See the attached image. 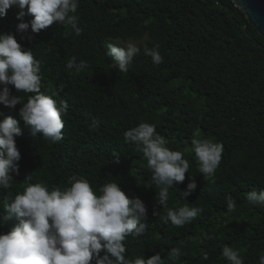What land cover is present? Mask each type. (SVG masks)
<instances>
[{"label": "trees", "instance_id": "16d2710c", "mask_svg": "<svg viewBox=\"0 0 264 264\" xmlns=\"http://www.w3.org/2000/svg\"><path fill=\"white\" fill-rule=\"evenodd\" d=\"M18 11L11 7L0 18V33L13 32L24 49L33 50L42 61V90L69 108L63 138L52 144L42 134L30 135L18 115L21 105L0 104V119L11 115L21 128L15 138L19 171L12 173L13 187L0 190V201L14 198L28 182L64 188L70 176L79 175L99 188L117 181L148 210L146 233L125 242L127 258L159 253L165 264H228L222 248L229 246L245 264H258L264 256V208L250 205L246 196L264 189V38L231 0H80L79 35L55 23L38 34L30 28L17 33ZM145 34L149 39L129 71L114 69L104 40L139 41ZM157 44L160 64L144 51ZM73 56L88 63L79 74L65 67ZM28 95L21 93L25 101ZM141 121L155 124L169 148L189 160L190 173L169 190L168 204L202 211L183 227L164 223L167 210L156 202L154 186L147 188L151 172L143 153L124 141V131ZM195 134L224 145L214 182L198 172L190 150ZM192 179L197 187L183 198L180 191ZM229 195L236 201L233 212L226 208ZM16 223L6 222L0 232ZM176 246L181 256L171 260L168 251Z\"/></svg>", "mask_w": 264, "mask_h": 264}, {"label": "clouds", "instance_id": "9594fccd", "mask_svg": "<svg viewBox=\"0 0 264 264\" xmlns=\"http://www.w3.org/2000/svg\"><path fill=\"white\" fill-rule=\"evenodd\" d=\"M239 6V0H233ZM11 7H17V33L38 34L54 23L80 34L77 15L80 0H0V18L7 15ZM25 15L32 19L25 21ZM23 38V37H22ZM31 39V36L28 37ZM147 34L143 40H148ZM140 41L112 39L107 42V55L112 58L114 69L127 73L141 51ZM154 64L163 62L159 45L144 48ZM68 72L79 74L88 67L87 61L76 56L68 59ZM42 61L32 49H24L13 32L0 33V104L18 110L19 117L29 129L30 135L42 134L52 144L60 142L64 133L69 105L57 99L56 94L42 90ZM13 86L19 95L12 92ZM21 93H27L25 101ZM98 122L94 121L93 126ZM21 128L11 115L0 119V190L13 187V172L18 174L21 159L16 137ZM125 143H132L143 153L147 168L151 172L150 184L154 188L156 202L166 209L164 223L176 228L193 221L202 211L188 203L175 208L169 207V190L174 184L185 181L189 172V160L179 150L168 146L165 136L157 126L141 121L124 131ZM191 152L195 154L198 172L205 181H213L222 161L224 145L213 139H191ZM66 187H49L45 183L28 182L22 192L14 198L0 201V226L16 219L18 223L10 231L0 232V264H165L159 253L145 259L144 256L127 258L126 240L139 239L146 233L143 221L148 210L138 196L129 197L117 181H109L94 188L84 176L72 175ZM194 179L186 189L180 191L183 198L196 189ZM186 201V199H184ZM246 200L252 206L264 208V189L248 192ZM228 212L235 211L236 201L229 195L226 199ZM154 215H158L155 209ZM181 246L170 248L168 257L177 260ZM222 256L228 264H245L238 250L224 246ZM205 259L207 257L205 256ZM258 264H264V256Z\"/></svg>", "mask_w": 264, "mask_h": 264}, {"label": "water", "instance_id": "95a60500", "mask_svg": "<svg viewBox=\"0 0 264 264\" xmlns=\"http://www.w3.org/2000/svg\"><path fill=\"white\" fill-rule=\"evenodd\" d=\"M234 7L244 14L247 21L264 38V0H239V6Z\"/></svg>", "mask_w": 264, "mask_h": 264}, {"label": "rangeland", "instance_id": "374dc122", "mask_svg": "<svg viewBox=\"0 0 264 264\" xmlns=\"http://www.w3.org/2000/svg\"><path fill=\"white\" fill-rule=\"evenodd\" d=\"M109 40H112V39H106V40H104V43H105V46L107 45V42L109 41ZM119 40V39H118ZM141 43H140V46H144L145 45V40H143V39H141V40H139Z\"/></svg>", "mask_w": 264, "mask_h": 264}]
</instances>
